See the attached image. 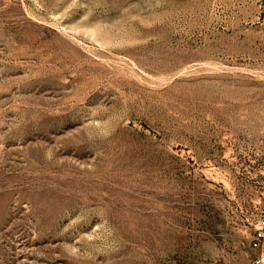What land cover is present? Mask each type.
I'll use <instances>...</instances> for the list:
<instances>
[{
	"label": "rangeland",
	"instance_id": "obj_1",
	"mask_svg": "<svg viewBox=\"0 0 264 264\" xmlns=\"http://www.w3.org/2000/svg\"><path fill=\"white\" fill-rule=\"evenodd\" d=\"M264 0H0V264H252Z\"/></svg>",
	"mask_w": 264,
	"mask_h": 264
},
{
	"label": "built area",
	"instance_id": "obj_2",
	"mask_svg": "<svg viewBox=\"0 0 264 264\" xmlns=\"http://www.w3.org/2000/svg\"><path fill=\"white\" fill-rule=\"evenodd\" d=\"M251 247L255 252L252 264H264V209L255 221Z\"/></svg>",
	"mask_w": 264,
	"mask_h": 264
}]
</instances>
